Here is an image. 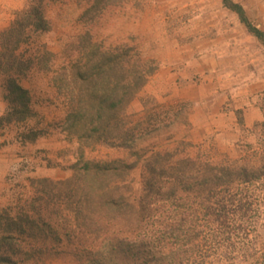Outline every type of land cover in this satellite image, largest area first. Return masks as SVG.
Masks as SVG:
<instances>
[{"label": "rangeland", "instance_id": "rangeland-1", "mask_svg": "<svg viewBox=\"0 0 264 264\" xmlns=\"http://www.w3.org/2000/svg\"><path fill=\"white\" fill-rule=\"evenodd\" d=\"M93 1H47L50 28L34 36V46L52 51L59 65L74 56L67 44L83 31L104 47H129L153 67L129 110L152 114L153 127L130 146L101 144L85 148L83 156L133 164L129 179L136 197L144 163L156 152L246 166L257 176L229 190L206 188L197 196L195 185L183 198L156 200L160 209L144 228L159 236L140 264H264V36L253 35L222 0H109L83 22L80 16ZM231 1L264 33V0ZM30 2L0 0V30ZM20 84L30 91L34 115L0 126V207L28 196L30 178H65L78 155L49 74L29 71ZM5 85L0 74V115L9 104ZM30 128L39 133L24 139ZM162 209L167 213L159 216ZM177 221L179 235L163 230Z\"/></svg>", "mask_w": 264, "mask_h": 264}, {"label": "trees", "instance_id": "trees-1", "mask_svg": "<svg viewBox=\"0 0 264 264\" xmlns=\"http://www.w3.org/2000/svg\"><path fill=\"white\" fill-rule=\"evenodd\" d=\"M47 1L31 0L0 30V74L9 103L0 115V126L34 115L32 96L20 79L40 70L49 74V85L65 110L63 127L76 141L78 155L68 176L30 178L28 196L0 207V264H51L57 259L60 264H140L153 253L151 244L159 236L154 229L147 235L144 228L160 209L154 206L156 200L183 198L195 185L200 188L197 196L206 188L211 193L229 190L236 181L256 179L255 169L156 152L144 163L142 191L136 197L129 179L133 164L85 158V148L130 146L153 127L152 114L140 117L129 110L153 67L131 54L129 47H104L89 30L67 44L74 56L57 64L52 51L34 46V36L50 28ZM107 1L94 0L81 20H93ZM222 1L253 35L264 36L242 5ZM38 133L30 128L23 137L33 140ZM164 213V209L158 212ZM181 226L171 222L163 230L179 235Z\"/></svg>", "mask_w": 264, "mask_h": 264}]
</instances>
